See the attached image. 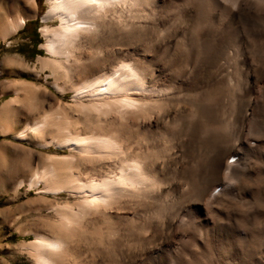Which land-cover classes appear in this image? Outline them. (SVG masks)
Returning <instances> with one entry per match:
<instances>
[{"label":"bare ground","instance_id":"6f19581e","mask_svg":"<svg viewBox=\"0 0 264 264\" xmlns=\"http://www.w3.org/2000/svg\"><path fill=\"white\" fill-rule=\"evenodd\" d=\"M159 1L45 0L39 69L49 70L54 91H69L72 103L61 105L41 88L13 80L7 86L13 96L0 106L3 134L67 150L43 156L41 168L12 188H38L33 202L53 217L43 218L50 234L28 230L32 238L18 246L30 264H264V0H211L213 38L209 31L200 35L198 65L213 79H198V66L194 79L177 72L166 80L160 64L177 40L185 42L201 5L164 0L159 15ZM20 3L0 0L1 40L35 16V0L9 14ZM166 14L174 19L166 21ZM233 22L238 34L228 37ZM131 47L136 51L127 53ZM124 49L125 58H118ZM210 84L226 85L229 99L202 105L217 129L208 146L213 158L207 155L187 179L171 167L188 161V139L170 132L174 138L160 135L153 145L157 137L151 138L156 128L180 120L190 109L185 99ZM22 99L30 107L33 99L41 107L46 100L50 109L13 131ZM188 113L199 115L197 108ZM3 153L0 148V158ZM62 192L66 199L59 201ZM236 241L242 253L231 252Z\"/></svg>","mask_w":264,"mask_h":264},{"label":"rangeland","instance_id":"374dc122","mask_svg":"<svg viewBox=\"0 0 264 264\" xmlns=\"http://www.w3.org/2000/svg\"><path fill=\"white\" fill-rule=\"evenodd\" d=\"M4 1H9V0H4ZM19 1L20 2L22 1V3L18 5L17 9H15L13 12H10L9 14H15L17 12L22 13V11H25L24 9H28V8L30 9L32 7L29 4L25 3L26 0H19ZM163 1L164 0H161V3L160 1L157 3V5L159 4V8H158L159 15H161V12H163L162 11L163 8L161 6ZM194 1L195 0H177V1L166 0L165 2H168L170 4H173V2L174 3L180 2L181 4L189 6L192 9L193 4L195 3L197 4L196 1L198 0H196L195 2ZM198 2H200L199 5H201L200 15L199 17H197L196 20L193 21L192 24H190L189 22L190 26L186 27L185 29L186 31L184 30L186 36L185 38L187 40L184 41L187 42V44L185 42L183 43L177 40L173 48L170 50V54L168 52L166 57L167 60L166 59L163 60L164 65H162L163 63L161 61L162 64L160 65L164 66V68H160V74H163L161 75L162 76L161 80H164L166 77L168 78V76L169 78L175 77L177 72H179L180 74L182 73V78L180 79L183 78L192 79L193 77L195 78L196 75L195 73L197 71L196 69L198 68H201V72L198 73L197 75L198 79H206V78L213 79L210 76L211 73L208 74L207 72H205L204 67L206 66H204V64H201L200 66L198 65L201 62L199 60L201 57V50L199 45L200 35H202V33L206 31H209V33H212V38H213V4L211 6V2H212L211 0H202V1L199 0ZM33 7L36 12L35 16L26 20V21L28 20L31 21L27 22L25 26L23 25L22 28H20L15 34L10 35L7 39L5 40L0 39V106L2 102H4V100L13 96L11 88L9 89L7 87L9 82L13 80L24 81L29 83L30 85H33L34 87L41 88L40 89L41 92L50 93V95H53L54 98L58 99L57 101L60 104L62 102L61 105L64 104L63 102H65L64 105H71L72 103L71 93L69 91H66L64 94H60L54 91V89L51 86L52 79L46 76L49 70L47 68H44L42 70L39 69L37 57L39 55L45 54L44 49H42L39 45L44 40L43 37L41 36L39 28L44 23L41 18V15L45 11L47 7V3L45 2V0H35ZM159 9H161L160 10L161 12L159 11ZM187 14L191 15L192 11L187 12ZM166 15L167 17H164L166 21H168L169 19H171L169 21H172L175 16V14H166ZM55 23L56 21L49 22V24H55ZM236 27H238L237 24L233 22L231 24V29L230 27L229 29H227V33L230 34L228 35V37L233 36L232 33H234V36L238 34V29ZM190 44L193 47H190ZM33 45H36L34 49H33ZM133 47H131V51L129 48L127 53L132 52L133 50L136 51L135 48L143 49L144 47H146V45L143 46L138 45V47L135 46V48ZM187 48L193 49V51L188 54V51L190 50H187ZM125 51L126 50L124 49V52L121 51L119 53L120 55H124V57L118 54V56H120L118 58L121 57L125 58ZM141 51L142 50H140V52ZM35 52H39V53L35 54ZM159 55H162V52H159ZM8 58L14 61L11 66H8V63H6L7 62L6 59ZM115 60L116 59H114V61ZM228 64L230 70L233 72L235 68L233 67L232 62L229 61ZM183 67L185 69H183ZM202 73L204 75H202ZM74 80L75 81L80 80V78L75 77ZM201 87H202L201 90L200 89L196 90L197 92L194 91V94L193 92L191 93L192 95L188 97V99L190 98L189 100L185 99L186 106L189 105L188 108L190 107L191 110L192 109L196 110L197 108L199 115L194 116L189 114L188 112L190 111V109H188V111L187 110L184 111L179 117V119L182 120V123H184V125L180 126L181 124L179 122L180 120L176 118V116L178 117V115L177 113L176 114L174 113L171 116V118L172 117L176 118L174 119L173 123L170 122L168 125L165 126L159 125L160 127L156 128L155 130L156 132L154 133L153 138H151V140H153L154 138L157 137V139L152 141L153 145L157 144L156 142H158L157 141L158 138L161 137L160 135L166 136L165 134H168L166 136L168 139H172L175 136L178 137L183 136L185 137V139H188L189 142L188 155H187L188 161L184 162L183 160L185 159L184 157H182V163L184 162L183 164L176 163L171 167L172 170L176 168L174 170L176 174L178 171L181 172L183 171L182 174H184L187 179H189L188 177H190L191 174H193L194 170H197L201 165L207 163V157H206L207 155H209L210 158H213V151L208 152V146L213 144L214 142L213 140L215 137V135L213 136V131L215 130L217 131V129L215 128L213 130L214 127L213 116L208 111L206 112V110L204 112L202 109V105H205L207 102L209 105L210 104L213 105V101H216L219 103V105L222 106L226 104L227 99H229V97L227 96L228 88L226 87V85L210 84L205 87L203 86ZM39 92H38V96L41 99L43 98V95L41 92L40 93ZM20 97L22 96L20 95ZM25 100L26 99H22L23 102L20 103L18 106V114L16 116L17 119L15 121V126L13 127V131H16V129L20 128L25 122L37 119L45 111L50 109L48 108V104H46L47 103L46 100H41L42 101L41 105L44 101L42 105L43 107L40 106L39 102L37 101L38 99H33V103H34L33 107H30V103L28 102V100L26 102ZM221 101H223L224 103L222 104ZM84 127L85 126L83 127L81 126L79 127L78 130L81 131V133L82 132L84 133L86 130ZM165 129L166 131H164ZM162 131L164 132L163 134H161ZM170 132L171 133L173 132L175 136H171ZM49 136L50 135L47 134L45 138L46 137L48 138ZM0 148H2V150L4 151L3 157L0 158V264H30L32 260L27 256V254L22 252L24 250L20 252V247L18 246H20V244L26 243L30 238H32L31 232H28V230L39 231L40 229L43 228V230L41 231H45L49 233L46 227V222H47L46 220L49 221L50 219L48 218L51 217L50 221H53V217L51 214V210L49 208L46 209L45 207H40V208L36 207L38 205V202L36 201H34L35 203L33 202V200H35L34 198H38L37 196H40L39 194L36 193L38 188L28 190L26 186H21V188H18L14 191L12 190V188L13 185L18 180L22 178L26 179L30 175V173H32V171L40 169L42 165L40 163H43L42 160L44 159L46 154L48 153L62 154L67 150L56 149L52 146H50L47 149H41L36 147V145L32 140L28 141V140L14 139L9 134H3L1 130H0ZM172 170L168 172V174L173 175ZM185 184H183L182 186H184ZM180 189L181 188H179V193H181ZM43 195L49 196L51 199L54 197L51 194L48 195L43 194ZM55 197H57L59 201L66 199V195L63 192ZM71 199L73 198L69 197V200ZM28 200L31 201L32 203H29L30 205L26 206L25 204L26 201ZM43 218L46 220H44ZM228 225L231 228H234L236 224L232 219L229 218ZM210 231L211 230H209V232ZM239 244L240 243L238 242L237 244L231 243L230 247L232 248L231 249L232 253L243 252L242 248L238 246Z\"/></svg>","mask_w":264,"mask_h":264},{"label":"trees","instance_id":"16d2710c","mask_svg":"<svg viewBox=\"0 0 264 264\" xmlns=\"http://www.w3.org/2000/svg\"><path fill=\"white\" fill-rule=\"evenodd\" d=\"M29 21H31V20H28V21H25V24H24V26L27 24V22H29ZM36 47V45H33V49ZM35 50H37V49H35ZM37 53H39V52H35V54H37Z\"/></svg>","mask_w":264,"mask_h":264}]
</instances>
